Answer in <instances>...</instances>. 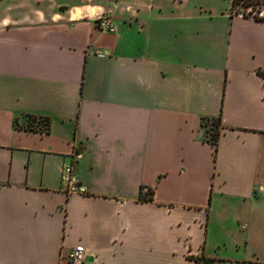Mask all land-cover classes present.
<instances>
[{"label":"crops","instance_id":"obj_1","mask_svg":"<svg viewBox=\"0 0 264 264\" xmlns=\"http://www.w3.org/2000/svg\"><path fill=\"white\" fill-rule=\"evenodd\" d=\"M52 1L0 16V264H264V21Z\"/></svg>","mask_w":264,"mask_h":264},{"label":"rangeland","instance_id":"obj_2","mask_svg":"<svg viewBox=\"0 0 264 264\" xmlns=\"http://www.w3.org/2000/svg\"><path fill=\"white\" fill-rule=\"evenodd\" d=\"M20 1L19 0H0V16L3 14V9L6 5L9 4L11 6L12 3L18 4V2H20ZM39 1H41V4L47 8L50 4H53L52 6H50V9L53 11H56V9H57V11H58V7L56 8V6H54V3L52 0H39ZM55 1H57V0H55ZM60 1L64 2V1H73V0H60ZM153 1L154 2L157 1L159 3L164 4V6H168L169 7L168 11H170L172 4L178 2V0H153ZM252 1L253 2L258 1L259 3L257 5H259V8L255 7L254 9H252L249 6L245 7V6H243V2L239 1L235 6L230 7V11L234 14H241L242 12H244V13H248L249 15H253L254 13H256V11H254V10L258 9V10H261V12L257 11L256 14L261 15V13L264 10V0H252ZM35 2H36V0H24V3L27 5L33 4ZM183 2H184L183 4H185L186 7L195 6L196 8H200L202 14H205V13L209 14L210 12H211V14L212 13L219 14L221 11H224V10L228 11L231 0H183ZM80 3L81 4H76V5H83L84 4L83 1H81ZM76 12H78V11H75V13ZM55 13H58V12H53V14H55ZM76 14L78 15L80 13H76ZM55 18H57V16ZM207 124L210 125V122L208 121Z\"/></svg>","mask_w":264,"mask_h":264},{"label":"built area","instance_id":"obj_3","mask_svg":"<svg viewBox=\"0 0 264 264\" xmlns=\"http://www.w3.org/2000/svg\"><path fill=\"white\" fill-rule=\"evenodd\" d=\"M95 24L99 30L112 33L115 30L114 23L109 15L98 14L95 17ZM60 181L67 193L81 192L84 190L78 178L73 172L72 164L64 163L60 171ZM86 260V249L81 245H75L71 248L64 258L63 264H83Z\"/></svg>","mask_w":264,"mask_h":264},{"label":"trees","instance_id":"obj_4","mask_svg":"<svg viewBox=\"0 0 264 264\" xmlns=\"http://www.w3.org/2000/svg\"><path fill=\"white\" fill-rule=\"evenodd\" d=\"M239 1H242L243 2V6H245V7L249 6L252 9H254L255 7L259 8V5H257L259 2L258 1H254L253 2L252 0H231L230 7L235 6ZM254 11H256V13H257V11L261 12V10H258V9L254 10ZM256 13H254L253 15H249L248 13L242 12L241 15L251 16V17H253L256 20L264 21V10L261 13V15H258ZM208 121L210 122V125L207 124ZM45 123L46 124L48 123V119L47 118H46ZM204 125L207 126V131H208V135H209L208 138H207L208 142L215 146L216 140H217V137H218V134H219L220 119L218 117L207 119L206 121H204ZM47 129L48 128L46 127V130ZM143 188H144V186H140L139 199L150 200L151 199L152 190L150 188H147L146 192L143 194L142 193V189ZM194 259L199 264H212L211 263L212 260L210 258H204L203 256L196 257Z\"/></svg>","mask_w":264,"mask_h":264}]
</instances>
